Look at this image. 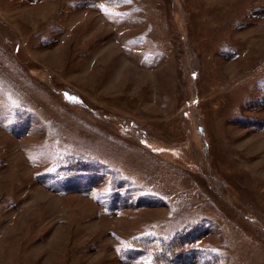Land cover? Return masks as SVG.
Returning <instances> with one entry per match:
<instances>
[{"label": "rangeland", "instance_id": "rangeland-1", "mask_svg": "<svg viewBox=\"0 0 264 264\" xmlns=\"http://www.w3.org/2000/svg\"><path fill=\"white\" fill-rule=\"evenodd\" d=\"M187 224L192 264H264V0H0V264Z\"/></svg>", "mask_w": 264, "mask_h": 264}, {"label": "trees", "instance_id": "trees-1", "mask_svg": "<svg viewBox=\"0 0 264 264\" xmlns=\"http://www.w3.org/2000/svg\"><path fill=\"white\" fill-rule=\"evenodd\" d=\"M91 160L95 161V158ZM197 225L187 224L169 237L157 241L151 235L137 236L130 243L131 247L125 255L131 259L151 251L145 264H192L199 253L192 244L193 240L199 236L193 233V227Z\"/></svg>", "mask_w": 264, "mask_h": 264}]
</instances>
